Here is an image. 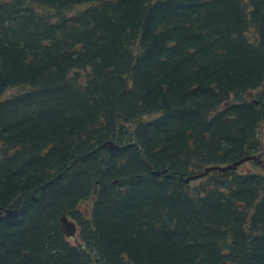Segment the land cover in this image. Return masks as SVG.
<instances>
[{"label": "trees", "instance_id": "trees-1", "mask_svg": "<svg viewBox=\"0 0 264 264\" xmlns=\"http://www.w3.org/2000/svg\"><path fill=\"white\" fill-rule=\"evenodd\" d=\"M0 214V264H264V0H0Z\"/></svg>", "mask_w": 264, "mask_h": 264}, {"label": "water", "instance_id": "water-1", "mask_svg": "<svg viewBox=\"0 0 264 264\" xmlns=\"http://www.w3.org/2000/svg\"><path fill=\"white\" fill-rule=\"evenodd\" d=\"M246 159H249V158H244V159H241L237 162H234L228 166H225V167H220V166H211V167H207L205 168V170L203 172H201L200 174H197V175H194V176H191L189 178H195V177H198V176H202V175H205L208 171L210 170H226V169H234L238 164H240L241 162H243L244 160ZM155 174H158L159 172H154ZM188 178V179H189ZM187 179V180H188ZM186 180V181H187ZM16 210H5V215H3L2 217H11V216H14L16 214L15 212ZM59 221H60V224H61V228L62 230L64 231V233L69 236V235H73L74 231H75V228H74V224L69 221L67 219V217L65 215H61L60 218H59Z\"/></svg>", "mask_w": 264, "mask_h": 264}, {"label": "rangeland", "instance_id": "rangeland-1", "mask_svg": "<svg viewBox=\"0 0 264 264\" xmlns=\"http://www.w3.org/2000/svg\"><path fill=\"white\" fill-rule=\"evenodd\" d=\"M16 91H17L16 89H12L11 91H9V93H14ZM239 168L242 171L250 170V169H252V165H251V163L246 162V163H242L241 165H239Z\"/></svg>", "mask_w": 264, "mask_h": 264}]
</instances>
